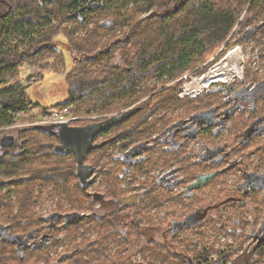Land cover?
Here are the masks:
<instances>
[{"label": "flooded vegetation", "instance_id": "af4514ba", "mask_svg": "<svg viewBox=\"0 0 264 264\" xmlns=\"http://www.w3.org/2000/svg\"><path fill=\"white\" fill-rule=\"evenodd\" d=\"M90 3L92 0L85 2ZM253 25L250 26L254 30L251 36L230 44H244L248 53L255 51L253 64L248 55L241 85L209 88L201 96L207 92L214 94L202 103L175 101L164 107L160 102H138L116 112L95 114L98 116L75 124H92L116 113L135 110L127 119L96 134L93 142L97 147L85 154L84 162L93 167V173L84 189L92 196L93 208L88 212L80 211L82 215L53 214L52 210L42 214L39 202L36 209L40 214L35 228L19 236L6 227L0 228L1 240L15 238L14 244L21 250L23 260L31 258L26 253L28 250H35L33 254L40 264H132L140 259L138 250L143 239L153 238L165 250L183 253L187 264H198L201 260L194 263L195 258L189 254L218 250L219 239L225 240L227 236L235 239L230 242L231 251L226 250L229 255L226 264H234L237 257L248 253L243 245L238 248L241 243H234L236 236H230L231 225L237 220L232 218L227 229L221 225L222 216L226 214L230 218L236 212L243 219L258 223L256 229L248 232L254 243L252 253L256 256L259 246L264 248V72H260L261 59L264 61V28ZM226 89L230 91L225 94ZM157 92L161 91L156 89L143 100H152ZM186 104H191L189 112ZM178 108L183 112L179 113ZM141 132H145L146 137H139ZM14 136L15 145L17 136ZM53 137L55 147L59 142ZM98 152L100 157L96 163ZM99 167L109 172L116 184L114 198L108 196L113 193L106 184H100V191L92 190L97 174L102 178L103 172L95 169ZM203 175L210 177L192 187ZM140 179L143 182L140 183ZM206 187L219 191V196L202 202V191ZM2 191L6 192V187ZM95 208L105 210L99 226H92V221L86 235L68 237L64 228L80 217L94 218ZM155 209L161 212L159 220L150 217ZM141 211L148 213L142 215ZM2 212L4 209L0 207V216ZM161 222L168 226L163 227ZM91 232H94L93 238ZM179 232L184 235H178ZM66 240L67 249L60 250L59 255L49 261V255L58 253L57 249L62 248ZM174 243L180 245L179 251ZM236 251L240 254L234 256ZM208 259L204 264L221 262L218 257Z\"/></svg>", "mask_w": 264, "mask_h": 264}, {"label": "trees", "instance_id": "16d2710c", "mask_svg": "<svg viewBox=\"0 0 264 264\" xmlns=\"http://www.w3.org/2000/svg\"><path fill=\"white\" fill-rule=\"evenodd\" d=\"M86 1L0 0V134L5 132V127L16 123L17 114L26 111L31 103L27 86L11 81L10 76L25 59L35 60L41 66L46 65L47 62L42 60L56 50L55 41L52 40L55 25L52 31L37 37L31 36L34 28L41 22H50V16H41L40 9L47 8L53 14H60L59 22L69 17L80 24L92 20L95 22L92 28L85 30L80 36L63 32L68 39L74 61L72 70L63 79L66 98L56 105H71L73 110L74 103L88 104L90 108L86 110L87 114L107 113L117 101L122 102L124 107L132 104L130 102L138 100L143 92L148 91L147 87L139 88V81L149 76L148 74L163 82L178 79L194 63L202 61L212 48H219L228 37L232 38L230 45L251 36L254 31L250 26L255 24L253 18L264 11V0H92L89 5L85 4ZM23 2H30L35 9L22 10ZM138 11L148 14L129 24L122 39L118 37L115 40H103L99 36L98 29L104 28L107 32L113 26L122 29L126 21L134 18L133 12ZM96 13L99 14L98 17L110 14L113 17L109 16L111 18L100 22L98 17H92ZM155 19H161L160 26L152 29L151 24ZM254 26L259 25L257 23ZM16 32L23 38H28L29 42L23 49L18 50L7 39L8 34ZM129 44L136 48L134 58H130L125 51ZM90 65L95 68H90ZM175 85L174 88H167L170 91L163 89L157 96V102L164 103L163 106L167 107L177 101L180 85ZM141 90L143 92L137 96ZM146 135L141 132L139 137ZM55 142L52 135L32 126L18 131L14 147L0 148V207L4 209L0 216V228L6 227L17 236L32 231L36 226L37 215L40 214L36 207L41 201L43 190L55 197V206L51 212L53 214L68 212L82 215L81 210L93 208L92 196L77 182L75 157L70 153H57L53 146ZM99 157L100 152L97 153L96 163ZM95 169L104 173L101 183L107 185L108 190L113 193L108 196L114 198L116 184L112 176L100 167ZM106 177L109 182L104 180ZM4 187L6 192L2 191ZM82 202L85 204L84 209ZM70 206L74 208L68 209ZM103 211V208H95L92 214L94 218L80 217L76 223L65 227L64 231L68 237L75 234L86 235L92 221V226L103 221ZM14 240L15 238H10L9 241L7 238H0V264L27 262L22 259L21 250L17 249ZM238 248H242V244ZM138 252L140 259L132 264L188 262L183 253L167 251L153 238L143 239ZM211 252L212 249L198 252L200 256L193 262L201 260L200 264L206 263ZM26 253L32 257L35 250H28ZM228 257V254L220 257V264H226ZM263 257L264 248L260 245L256 256L252 251L248 255L242 254L234 260V264H260Z\"/></svg>", "mask_w": 264, "mask_h": 264}, {"label": "rangeland", "instance_id": "374dc122", "mask_svg": "<svg viewBox=\"0 0 264 264\" xmlns=\"http://www.w3.org/2000/svg\"><path fill=\"white\" fill-rule=\"evenodd\" d=\"M95 2L97 0H94ZM60 3V1H59ZM32 4L30 2H23L21 4V8L22 10H26V11H33V7L31 6ZM131 7V4L128 5V8ZM115 8V7H114ZM246 10V8H245ZM264 10V9H263ZM20 13V12H19ZM134 13V18L130 19L128 21L125 22V26L120 29L119 26H113L114 28H112L111 31L105 30L103 29H98L99 30V36L103 39V40H108V39H113L115 40V38H123L124 37V33L127 30L126 27L131 24L133 21L142 19L145 15H147V12L144 11H138V13L133 12ZM50 16V22L49 24H45L43 22H41L39 25H37L34 30L32 31V37H37L40 34H44L47 33L48 31H52V27L55 25L56 29H54V35L52 37L53 42L55 41V46H56V50H54V52H52L51 54L47 55L44 57V59L42 60L43 62H47L46 65L41 66L39 64V62H36L35 60H23L22 64L16 69L15 73L10 76V80L11 81H15V82H19L22 85H26L27 89L30 93V98H31V103L28 106V109L24 112L18 113L17 118H16V123L13 124V126H21L22 127H13L9 126L6 132H9L13 135L17 136V132L22 128H26L31 124L32 121L37 120L40 118V114L46 110L47 108H50L52 106H56L58 104H61L62 102H64L65 98H66V85L64 83V78L65 76L68 74L69 71L72 70V64H73V56H72V52L70 51V47H69V43H68V39L65 36V34L63 32H71L73 33L74 36H80L82 35L85 30L92 28L95 24V22L92 21H87L85 24H80L77 23L76 20H72L70 17L66 18L65 20H62L61 22H59L60 20V14L56 13L53 14L51 13L47 8L46 9H40V15L41 16ZM47 16V17H48ZM99 16V14H93L92 17L97 18ZM109 16L110 15H102L100 17H98L97 19L100 20V22H104L105 20H107L108 18H111ZM113 17V16H112ZM264 11L262 14H258L256 18H253V22H255V24L258 23L259 26H254L258 29L262 28L264 26ZM242 18V16H241ZM113 20V18H112ZM160 20L161 19H155L154 21H152V29H157L160 26ZM261 36V34H260ZM118 38V39H119ZM263 38H264V34H263ZM7 39L10 40V42L12 43V45H16L19 49H23L24 47L27 46L28 44V38H23L22 35H20L18 32L16 33H10L7 36ZM230 40H232V38L228 37V43H226V49L233 47L232 45H229ZM224 40L222 41L223 44ZM221 44V45H222ZM215 49L212 48V50H210L205 57L202 59V61L198 62V63H194L191 68L192 69H197V71L195 73L201 72L202 70L206 69L208 66H210L211 64L215 63L216 61H218L226 52V49H223L222 51L220 50V47ZM243 45V53H244V59L246 60L247 55H249V62L250 64H253V55L255 53V51L252 50V52H247L245 45ZM100 46V45H99ZM120 50V48H119ZM136 48L133 44H129L126 48V52L128 53V56L130 58H134V52H135ZM115 51H117V49H115ZM119 52V51H118ZM238 53V65L240 67V60H239V49H237ZM120 58L117 59V63H119ZM252 61V62H251ZM92 65V64H91ZM94 67L95 66H91ZM190 68V70H192ZM189 70V71H190ZM260 72H264V61L263 59H261V65H260ZM241 73V71H240ZM149 76H145L142 78V80L139 81V88H143L145 89L146 87L148 88L147 92H143L142 90L137 94V96L140 95L141 92H143V96L141 95V97L138 100L132 101L130 103H138V102H157V96L160 95L162 92H157V94L153 97L152 100H143L145 96L149 95L150 93H152L153 91L159 90L162 91L163 89H167L169 86H173L170 88H174V86H176L175 84L179 83L180 85V80L179 79H171L170 81H161L160 80L156 83L153 84L152 82H150L153 75L148 74ZM241 76V74L239 75V77ZM243 80V79H242ZM241 80V81H242ZM175 81V82H174ZM241 81L237 80V79H231L229 80L228 83H218L217 86H225L231 85V88H234L236 86L241 85ZM170 82H174L173 84H169ZM166 84H169L166 86ZM216 85H212V87L214 88ZM161 87V89H160ZM209 87V88H212ZM170 88L166 90L170 91ZM208 89H206L205 91H207ZM204 91V92H205ZM230 91V89H226V91L224 92L225 94L228 93ZM165 92V91H164ZM203 92V93H204ZM147 94V95H146ZM214 93L213 92H207L206 94H204L203 96H199L196 97V99H191L189 100L188 98H180L177 94V102H196V103H202L203 101H207L208 99H210L212 97ZM151 99V98H149ZM133 100V99H131ZM130 100V101H131ZM122 102H115L114 104H112V108L108 111L109 113L111 112H116L122 109V107H124L122 105ZM188 109V112L191 109V104H186ZM90 108V105L86 104V105H81L79 103L75 104L73 106V110H72V115L76 117V120L70 121L71 124L68 125H75V124H81L87 120H89V116L90 115H95L94 113L91 114H87L86 110H88ZM178 112H183L182 109L178 108ZM26 126V127H24ZM12 129V130H11ZM36 134H38V132L35 131ZM3 134V133H2ZM0 134V135H2ZM52 142V140H49ZM246 163V160L244 161ZM249 163L252 166V162L249 161ZM255 164V163H254ZM100 178L101 175L97 174L96 179H95V186L92 188V190H100ZM143 179H140V183L143 182ZM212 187V186H211ZM211 187H206L203 191H202V202L204 200L208 201H212L215 198H217L219 196V191H213V189H211ZM43 194L41 197V201L38 205L40 212L42 214L50 212L54 206H55V197L49 195L47 193L46 190H43ZM83 204V208L84 209V202H82ZM65 209H67L68 207H64ZM74 207H69L68 209H73ZM87 209V207L85 208ZM81 210V209H80ZM84 210H81V212H83ZM88 212V211H87ZM145 213H148V211L144 212L141 211V214L144 215ZM161 215V212L159 209H155V211H151L150 212V217L152 220H159V216ZM222 216V215H221ZM235 218L237 221L234 225H231V235L236 236L237 240H234V243H237V245L239 243H241L244 247L245 252L249 253L252 251V244H254L253 242H251V238L248 237V232H250V230H252L253 228L256 229L258 227V223L257 222H250L249 220L243 219V217L239 214V213H234L233 216H231L230 218H227V215L225 214L224 216H222V222L223 224L221 225V227L223 229H227L229 228L228 226L230 225L231 221H233ZM245 218V217H244ZM162 221V220H161ZM162 224V222H161ZM168 223H163L162 226L166 227ZM204 228H206V226H204ZM208 229V228H207ZM163 230V229H162ZM97 231V230H95ZM209 231V229H208ZM207 231V232H208ZM215 232H217L216 230H214ZM222 232V231H221ZM254 232V231H252ZM224 233V232H223ZM222 233V234H223ZM94 232H91V237L93 238ZM178 235L183 236L184 234L182 233H178ZM225 240L223 239H219V247L218 250L213 248L211 254L209 255L210 257H218V258H222L223 255L226 254V250H228L229 252L231 251L230 246H233L231 242V240L235 239V237H232V239H230L229 237L225 236ZM188 239L191 240H195L193 237L191 236H187ZM201 241V240H200ZM202 241H205V238L202 237ZM66 242H62L61 245L62 248H58L57 251L58 253L56 254H51L49 255V261H52L57 255H59L60 250L63 249H67V246H64ZM175 244V249H177V251L180 250V245L178 243H174ZM230 244V245H229ZM60 245V246H61ZM69 246V245H68ZM218 246V245H217ZM216 246V247H217ZM242 247V248H243ZM251 248V249H250ZM111 251H113V248H111ZM199 253H202L199 251ZM199 253L196 254H189L191 257L193 258H198L200 256ZM256 253V252H255ZM238 254H240V251H236L234 256H237ZM28 264H40V261L37 259V255H33L31 258L27 259ZM8 264H16L15 262H8ZM260 264H264V260H261Z\"/></svg>", "mask_w": 264, "mask_h": 264}, {"label": "water", "instance_id": "95a60500", "mask_svg": "<svg viewBox=\"0 0 264 264\" xmlns=\"http://www.w3.org/2000/svg\"><path fill=\"white\" fill-rule=\"evenodd\" d=\"M254 31V30H253ZM248 37V36H246ZM134 108L123 112L122 114L116 113L103 121H98L87 125H68L67 123H54V124H34L33 127L40 129L48 135L55 136L59 142L54 147L57 153L65 154L70 153L76 159V175L78 183L81 188L91 182V174L93 167L84 162L85 154L95 149L97 146L93 142L94 136L99 132L108 129L109 127L122 122L127 119L133 112ZM32 127V126H31ZM56 128V129H55ZM15 143V136L9 132H4L0 135V147L11 148ZM210 176H199L198 180L193 183L192 187L201 185Z\"/></svg>", "mask_w": 264, "mask_h": 264}, {"label": "built area", "instance_id": "2783aa9c", "mask_svg": "<svg viewBox=\"0 0 264 264\" xmlns=\"http://www.w3.org/2000/svg\"><path fill=\"white\" fill-rule=\"evenodd\" d=\"M226 43H228V38L223 42L220 49L226 47ZM226 49V48H225ZM237 49L240 50V58L242 59L240 65L241 76H232L226 81L218 80L219 76L213 77L212 74L216 72L214 66L217 65L218 62L222 61L227 57L228 54H231L233 51L237 52ZM223 50V49H222ZM220 51V50H219ZM248 55L246 60L244 59L243 53V45L237 44L231 48H227L224 55L215 63L208 66L206 69L201 72L195 73L197 69H192L190 71L185 72L178 79L180 80V87L178 89V96L180 98H196L201 95L206 89L212 87V85H217L218 83H228L231 79H237L239 81L242 80L243 74L247 69L248 65ZM214 70V71H213ZM221 72L229 73L228 69H222ZM176 81V80H175ZM174 81V82H175ZM150 82L156 84L154 79H151ZM174 82H170L169 84H173ZM169 84H166L169 85ZM161 88V87H160ZM98 115H90L89 118L97 117ZM76 120V117L72 115V106L71 105H61V106H52L47 108L40 114V118L31 122V124H54V123H67L71 124L70 121ZM8 127H5L7 129Z\"/></svg>", "mask_w": 264, "mask_h": 264}, {"label": "bare ground", "instance_id": "6f19581e", "mask_svg": "<svg viewBox=\"0 0 264 264\" xmlns=\"http://www.w3.org/2000/svg\"><path fill=\"white\" fill-rule=\"evenodd\" d=\"M240 53V50H239ZM240 65L242 59L240 58ZM214 69L216 72L215 74H212L213 77L219 76L218 80L226 81L227 79L231 78L232 76H239L240 73V67L238 65V53L233 51L231 54H228L226 58H224L222 61L218 62L216 66H214ZM222 69H228L229 73H223L221 72ZM156 83L158 80L154 79ZM161 82V81H160Z\"/></svg>", "mask_w": 264, "mask_h": 264}]
</instances>
